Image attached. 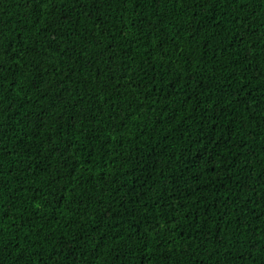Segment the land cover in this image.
Wrapping results in <instances>:
<instances>
[{"label":"trees","instance_id":"16d2710c","mask_svg":"<svg viewBox=\"0 0 264 264\" xmlns=\"http://www.w3.org/2000/svg\"><path fill=\"white\" fill-rule=\"evenodd\" d=\"M0 264H264V0H0Z\"/></svg>","mask_w":264,"mask_h":264}]
</instances>
